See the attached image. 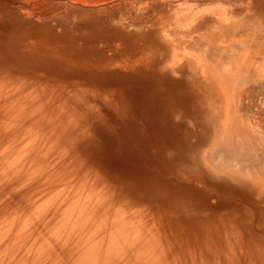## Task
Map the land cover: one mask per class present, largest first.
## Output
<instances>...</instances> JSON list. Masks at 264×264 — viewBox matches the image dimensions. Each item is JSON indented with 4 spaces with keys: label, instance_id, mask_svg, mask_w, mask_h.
<instances>
[{
    "label": "rangeland",
    "instance_id": "rangeland-1",
    "mask_svg": "<svg viewBox=\"0 0 264 264\" xmlns=\"http://www.w3.org/2000/svg\"><path fill=\"white\" fill-rule=\"evenodd\" d=\"M160 84L184 124L168 173L123 116ZM261 135L264 0H0V264H264ZM192 186L221 207L180 205Z\"/></svg>",
    "mask_w": 264,
    "mask_h": 264
},
{
    "label": "bare ground",
    "instance_id": "bare-ground-1",
    "mask_svg": "<svg viewBox=\"0 0 264 264\" xmlns=\"http://www.w3.org/2000/svg\"><path fill=\"white\" fill-rule=\"evenodd\" d=\"M253 46H254V43H253ZM253 46H251V47H253ZM255 46H256V44H255ZM238 67H240V66H238ZM252 79H254V78L252 77ZM261 79L263 80V77ZM168 85H173V84H163V87H168V88H164V89H162L161 84L152 87L154 90H156L158 92V94L154 95L151 98V102H153L155 104H152L148 108L150 113L153 112L154 115L144 117V116H141V115L138 116L135 114L134 117L133 116L129 117L127 113L123 114L125 120L129 123L131 122L130 126H131V130L133 132L134 140L140 139L142 142H144V144L147 145L149 163H151L152 165L161 166L163 172L160 169H158V170L162 173H168L170 171L174 172L175 168L172 165L176 161V159L174 157L166 158L165 160L160 159L158 152H160V153L163 152V149H161L163 147L162 145L164 143L174 145L175 140H178V145H181L183 143V141L185 140V136L181 132L182 129L184 130V124L173 123V120H174L173 115H175L174 114L175 113V108H174L175 103L179 100L178 99L177 100L172 99V97H170V96H172V93L174 92V87H170ZM131 93H132V91H131ZM131 93H130V96H132ZM136 99H137L136 95L132 96L127 101L128 103H127L125 108L127 110L133 111L134 113L139 112L141 110H145V108L140 104H139L137 109L134 108V106H136V104H135ZM161 102H165V104H164L165 106H162L163 103H161ZM172 104L174 107H171ZM129 105H130V109H129ZM178 107H180V106H178ZM182 110H184V109H182ZM185 111H186V109H185ZM159 113H163V115H161ZM128 117L131 119V121L128 120ZM145 122L147 124H145ZM257 133L259 135L258 130H257ZM244 135H246V134H244ZM244 135L240 134L239 137H237L235 135L233 137V142H236L243 149H246V147L249 144H251L252 141L243 140V139H245V137H243ZM258 139H260V138H258ZM263 139H264V137L261 135V140H263ZM144 147H145V145H144ZM91 149L92 148L90 147V150ZM229 150L234 152L232 149H226V151H224V149H221V148L219 150H215L214 152H212L210 154V157H209L210 158L209 161L212 164V166L216 169H221L219 167H224L227 170H234L237 172L239 171L240 174L242 173V174H245V176H250L252 170L250 168L249 163L244 161V160L242 161L241 156L235 152H234L235 155H231ZM262 159L264 161V157ZM116 162L117 163H115V165L118 167V170L120 173L129 176V178H132L133 179L132 181H135L136 184H140V185L142 184V182H143L142 180L144 179L143 175H145V174L142 171H140V169L139 170L137 169L138 167H137L135 162L131 161L128 163H124L121 160H116ZM162 163H163V165H158V164H162ZM256 163H257V161H256ZM133 166H136V167H133ZM155 175L156 174L151 173V174H149V176H152V177H149V178L154 180L156 178ZM213 183L215 184V182H213ZM211 185H212L211 183L208 184V186H211ZM223 185H224L223 183H216L215 188L217 189V187H223ZM154 186H156V184ZM167 189H168V187H167ZM226 189H228V191L225 195H227L229 193H234L238 196L240 194V189H236V188H226ZM168 190H169V194H170L171 189L169 188ZM185 190L186 191L175 190L176 195H173L174 199L177 200L180 205L186 206V204H187L188 206L191 205L192 207H194L196 209L197 208L199 209L201 207H205V208L209 209L210 206H212V207L214 206L215 209H219V207H221L220 202L211 205L207 196H206V199L198 197L199 189H197L194 186H192L191 189L188 188ZM249 191L251 192V190H249ZM258 193L260 195L259 198H261V200H259V201L261 202L262 198L264 199V185H261L260 191ZM241 196H243V194ZM245 196L247 198H249L248 199L249 201H250V199H251V201L252 200L255 201V199H256L253 197L254 196L253 192H251V194H249V196L248 195H245ZM262 217H263V215H262ZM259 222L260 223L264 222V219H262Z\"/></svg>",
    "mask_w": 264,
    "mask_h": 264
}]
</instances>
